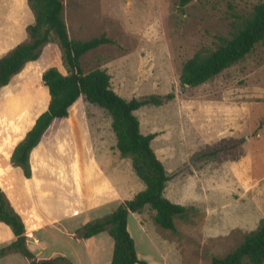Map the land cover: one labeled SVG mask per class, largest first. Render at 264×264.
Listing matches in <instances>:
<instances>
[{"label":"rangeland","instance_id":"1","mask_svg":"<svg viewBox=\"0 0 264 264\" xmlns=\"http://www.w3.org/2000/svg\"><path fill=\"white\" fill-rule=\"evenodd\" d=\"M260 1L191 0L180 7V0H61L71 39L87 41L104 35L113 41L81 58L84 73L104 69L111 89L127 101L149 96L163 100L134 114L142 134L156 135L151 147L169 177L164 196L192 208L186 219L174 218L175 232L151 224V233L163 231L165 264H210L213 256L235 249L264 219L258 215L256 220L243 219L236 206L248 205L254 197L264 201V164L243 184L233 180L228 168V162H238L246 151H254L247 158L254 171L256 164L264 162V40L199 86L182 87L179 81L186 60L230 38ZM33 22L27 0H0V58L29 40L26 27ZM51 67L66 74L55 41L1 90L0 186L28 226L27 246L37 258H57V248H64L75 264H97L98 257L93 261L78 244L67 246L64 237L49 230L58 222L43 227L44 215L59 221L82 214L84 201L101 199L107 185L94 159L119 192L120 203L144 185L134 174L131 160L116 149L111 117L83 98L67 118L54 121L41 137L31 154L34 178L27 181L11 165L14 147L48 106L41 75ZM241 139L244 154L236 161L210 154ZM140 217L150 221L153 212L145 207ZM130 230L139 255L151 256L150 264H156L154 246L143 238L135 217ZM12 237L9 227L0 223V247L12 242ZM0 264L27 262L13 253L0 258Z\"/></svg>","mask_w":264,"mask_h":264},{"label":"trees","instance_id":"2","mask_svg":"<svg viewBox=\"0 0 264 264\" xmlns=\"http://www.w3.org/2000/svg\"><path fill=\"white\" fill-rule=\"evenodd\" d=\"M190 1L180 0V7ZM27 4L34 15L33 24L26 27L29 40L16 45L0 58V98L1 90L10 84V79L28 63L37 61L43 47L54 41L59 47L66 74L55 67L42 73L41 82L48 93V106L14 147L10 163L13 167L20 168L26 179L34 178L30 152L42 142L41 137L54 121L67 118L70 109L80 98L104 109L112 119L116 149L122 157L131 160L132 170L144 185V189L131 199L122 201L112 213L87 222L72 235L77 239L86 240L107 232L113 240L110 264H146L138 259L134 240L127 230L128 215L141 214L144 208L148 207L153 212V222L157 226L175 232L174 218L186 219L188 212L192 210L191 207L172 203L164 196L169 177L151 147V141L156 135L142 134L134 114L143 106H159L163 100L149 96L142 100L133 98L127 101L111 89L110 76L104 69L84 73L81 58L101 46L113 44V41L104 35L87 41L71 39L63 20L61 0H27ZM263 40L264 0H261L254 5L249 16L235 27L230 38L221 39V43L212 51L196 52L183 63L179 77L180 85L196 87L209 81L242 60ZM254 135L250 134V137L253 138ZM243 142L241 139L228 148L216 147L210 154L222 161H236L244 154ZM11 205L5 190L0 186V223L9 227L14 236L12 242L0 247V258L18 253L27 264H72L64 257L37 258L27 246L28 226ZM243 263L264 264V219L255 230L245 235L235 249L222 257L213 256L210 264Z\"/></svg>","mask_w":264,"mask_h":264},{"label":"crops","instance_id":"3","mask_svg":"<svg viewBox=\"0 0 264 264\" xmlns=\"http://www.w3.org/2000/svg\"><path fill=\"white\" fill-rule=\"evenodd\" d=\"M253 152L254 151H246L245 156L242 157L238 162H228V164H230V167H228L230 170V173L232 174L233 180L237 184L238 183H241V184L246 183L245 182L246 177H248L250 179V177L251 178L253 177L252 175L254 172H258L259 170H261V166L264 164L263 161L260 163H258V161H257L258 164H256L255 171H254V165H253L252 161L247 160V158L249 156L252 157ZM261 153H263V151H261ZM244 160H246V161H244ZM259 160H260V158H259ZM94 162L96 164L98 171L100 172L101 176L103 177L104 182L107 185V187L103 188V190H102V193L105 192V194H103L101 196V199L98 201L95 200L94 202L84 201L82 203V205H83V213L82 214L62 218L59 221H54L53 219H51L49 216H47L45 214L43 217L42 226L43 227L44 226L45 227H52L54 223L58 222L57 224L59 226H56L57 225L56 224L55 226L52 227L53 230H51V228L49 230L52 231L53 234L56 233V234L64 237V240H66L65 242H67V246L72 247V246H75L76 244H78L80 246L81 250L84 251V253L86 255L88 254L87 256H89L91 259H93V261L97 260V257L99 258V261L97 264H110L111 258H112V250H113V240L111 239V237L108 235L107 232L99 233V234H97V235H95L89 239H86V240H80V239L74 238L73 235H71L75 230L82 227L87 222L102 218L105 215L112 213L119 206V203H120L119 192H117V190L114 188V186L105 177V175L103 174L102 170L100 169V167L97 164L95 159H94ZM242 166L245 167V169L242 168ZM231 170H232V172H231ZM22 175H23V173H22ZM206 200H207L206 201L207 203L210 202V201H208L209 200L208 197ZM169 201H171V200H169ZM172 203H174V202H172ZM236 206L238 207L237 209L241 210V212H242L241 216L244 217L243 219H246V220L247 219H254V220H256L257 215L264 218V201H261L260 199H258V197L252 198V200L250 201V203H248V205H245V206L244 205H240V206L236 205ZM140 216H141V214H129L128 215L127 230L129 232L130 236L133 239V235H132L131 230H130V225H131V219L133 217H135L136 223L138 224V227H139V231L141 232L143 238H147V240L151 244H153V246H154V249H155L156 255H157L154 257L157 259L158 264H165L166 263V253H165V250L163 248L164 246L162 247V245H161V242L163 241V238H162L163 231H158L156 229L155 232L151 233L153 230V227H151L153 225H151V224L154 223L153 218H151L150 221H146V220H143ZM77 223H80L81 226L78 227ZM72 226H74V227L72 228ZM40 228H38L37 230H39ZM37 230H35V231H37ZM167 231H169V230H167ZM151 234H154V236H153L154 238L151 237ZM13 238H14V236L12 237V239ZM0 242H3V241H0ZM134 244H135V241H134ZM57 249L59 250L58 253L60 254L58 257H64L67 260H69L72 264H75L74 262H76V261H73L69 258V256L67 255V252L64 248L63 249L57 248ZM135 249H136V244H135ZM136 254H137V257L140 261H144L146 264L151 263V262H149V258H148V257L151 258V256L142 257L139 255V252L137 249H136ZM100 255H104L103 258H102V256L100 258L99 257ZM77 259H78V256H77ZM95 262H94V264H96ZM157 262H156V264H157Z\"/></svg>","mask_w":264,"mask_h":264},{"label":"water","instance_id":"4","mask_svg":"<svg viewBox=\"0 0 264 264\" xmlns=\"http://www.w3.org/2000/svg\"><path fill=\"white\" fill-rule=\"evenodd\" d=\"M40 55H41V54H40ZM39 57H40V56H39ZM38 59H39V58H38ZM38 59H37V60H38ZM11 79H12V78H11ZM11 79H10V81H11ZM10 81H9V82H10ZM8 84H9V83H8ZM8 84H7V85H8ZM33 149H34V148H33ZM33 149H32V150H33ZM31 152H32V151H31ZM31 152H30V155H31ZM30 155H29V158H30ZM15 168H18V167H15Z\"/></svg>","mask_w":264,"mask_h":264},{"label":"bare ground","instance_id":"5","mask_svg":"<svg viewBox=\"0 0 264 264\" xmlns=\"http://www.w3.org/2000/svg\"><path fill=\"white\" fill-rule=\"evenodd\" d=\"M17 169H20V168H17ZM25 178V177H24ZM26 179V178H25ZM28 180V179H27ZM4 225V224H3ZM6 226V225H5Z\"/></svg>","mask_w":264,"mask_h":264}]
</instances>
